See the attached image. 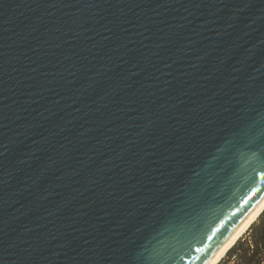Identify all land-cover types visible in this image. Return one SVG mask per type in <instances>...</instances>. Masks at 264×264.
Wrapping results in <instances>:
<instances>
[{
  "label": "water",
  "instance_id": "water-1",
  "mask_svg": "<svg viewBox=\"0 0 264 264\" xmlns=\"http://www.w3.org/2000/svg\"><path fill=\"white\" fill-rule=\"evenodd\" d=\"M264 196V0H0V264H205Z\"/></svg>",
  "mask_w": 264,
  "mask_h": 264
},
{
  "label": "rangeland",
  "instance_id": "rangeland-1",
  "mask_svg": "<svg viewBox=\"0 0 264 264\" xmlns=\"http://www.w3.org/2000/svg\"><path fill=\"white\" fill-rule=\"evenodd\" d=\"M262 212L264 213V209L262 210ZM260 214L217 264H257L255 260H257L258 258L263 259V261H261L259 264H262V262H264V247L260 250V253L253 256V261H251L250 263L245 262L244 259L246 257H251V248H254L253 245L255 241V235L252 231V227H256L260 221L262 224H264V214L262 215L263 218L262 216H260Z\"/></svg>",
  "mask_w": 264,
  "mask_h": 264
},
{
  "label": "bare ground",
  "instance_id": "bare-ground-1",
  "mask_svg": "<svg viewBox=\"0 0 264 264\" xmlns=\"http://www.w3.org/2000/svg\"><path fill=\"white\" fill-rule=\"evenodd\" d=\"M264 209V196L257 203L250 214L242 221V223L231 233L227 240L215 251L211 258L205 264H217L220 259L233 246L238 238L250 227V225L257 219L259 214Z\"/></svg>",
  "mask_w": 264,
  "mask_h": 264
},
{
  "label": "trees",
  "instance_id": "trees-1",
  "mask_svg": "<svg viewBox=\"0 0 264 264\" xmlns=\"http://www.w3.org/2000/svg\"><path fill=\"white\" fill-rule=\"evenodd\" d=\"M264 213L262 212L260 216H262ZM263 218V216H262ZM262 220V219H260ZM252 231L254 232L255 235V241H254V248H251V257H246L245 262L250 263L253 261V256L256 254L260 253V250L264 247V224L261 223V221L257 224L256 227H252ZM254 249V250H253ZM241 257V256H240ZM264 258V256H263ZM261 261H263L262 258H258L255 260L257 264H259ZM264 264V262H262Z\"/></svg>",
  "mask_w": 264,
  "mask_h": 264
}]
</instances>
